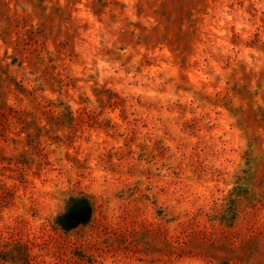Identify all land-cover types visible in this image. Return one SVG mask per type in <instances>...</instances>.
I'll return each mask as SVG.
<instances>
[{
	"label": "rangeland",
	"instance_id": "374dc122",
	"mask_svg": "<svg viewBox=\"0 0 264 264\" xmlns=\"http://www.w3.org/2000/svg\"><path fill=\"white\" fill-rule=\"evenodd\" d=\"M0 264H264V0H0Z\"/></svg>",
	"mask_w": 264,
	"mask_h": 264
},
{
	"label": "trees",
	"instance_id": "16d2710c",
	"mask_svg": "<svg viewBox=\"0 0 264 264\" xmlns=\"http://www.w3.org/2000/svg\"><path fill=\"white\" fill-rule=\"evenodd\" d=\"M83 208L87 211V216L90 215V207L87 200L83 197L72 198L68 204L66 212L58 217V223L63 228H70L73 223V218L79 220L84 218L83 215L79 214V210Z\"/></svg>",
	"mask_w": 264,
	"mask_h": 264
}]
</instances>
